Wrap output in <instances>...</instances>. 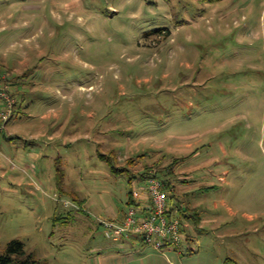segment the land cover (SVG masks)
Masks as SVG:
<instances>
[{
  "label": "rangeland",
  "instance_id": "1",
  "mask_svg": "<svg viewBox=\"0 0 264 264\" xmlns=\"http://www.w3.org/2000/svg\"><path fill=\"white\" fill-rule=\"evenodd\" d=\"M0 66L16 85L0 253L19 240L44 264H264V0H0ZM176 159L193 239L107 238L145 168Z\"/></svg>",
  "mask_w": 264,
  "mask_h": 264
},
{
  "label": "built area",
  "instance_id": "2",
  "mask_svg": "<svg viewBox=\"0 0 264 264\" xmlns=\"http://www.w3.org/2000/svg\"><path fill=\"white\" fill-rule=\"evenodd\" d=\"M11 91L12 86L4 75L0 78V130H3L14 116L15 102ZM142 190L145 192L144 196L137 190L134 197L143 204V212L130 207L123 222H103L106 237L114 241L135 238L158 252L180 250L189 224L185 223L178 213H170L169 199L156 171H152Z\"/></svg>",
  "mask_w": 264,
  "mask_h": 264
},
{
  "label": "trees",
  "instance_id": "3",
  "mask_svg": "<svg viewBox=\"0 0 264 264\" xmlns=\"http://www.w3.org/2000/svg\"><path fill=\"white\" fill-rule=\"evenodd\" d=\"M4 76L3 67L0 66V78ZM13 79L7 78V81L11 84V86L15 87L16 85L13 84ZM11 97L15 99V95L11 92ZM109 166L112 168L113 172L120 173L123 171L121 168L117 167V163L114 158L110 159L108 158ZM181 160L176 159L173 164H171L166 170H161L159 175L158 171L153 170L151 167H146L144 172L140 176V180H145L148 182V179L152 173V171H156L158 178L162 182L163 190L166 192L168 196V203H169V211L171 214L176 215L177 213H181L186 216V218L192 220L196 225H199L201 223V215L200 212L197 209H191L190 207H183L182 203L178 201V195L177 193H174V183L172 181V175L175 174V167L180 164ZM133 161H128V164L132 165ZM133 178V177H132ZM130 183L133 184V180H130ZM143 187H139V190L141 191L140 194L143 195L145 192L142 190ZM137 191V190H135ZM135 191H132L130 193L129 199L127 201V205L130 207L137 208L139 211L143 212L141 210V207L143 204L139 199H136L134 197ZM173 192V194H170L169 192ZM144 196V195H143ZM177 200V205H174V201ZM126 214V213H125ZM125 214L120 217V219H112L110 221L115 222H123L125 219ZM187 233V231H186ZM126 240V239H123ZM132 240V239H131ZM138 240V239H137ZM0 264H44L41 261L37 259V257L33 253L27 252L24 244L19 240H13L11 241L5 248L3 253H0Z\"/></svg>",
  "mask_w": 264,
  "mask_h": 264
},
{
  "label": "crops",
  "instance_id": "4",
  "mask_svg": "<svg viewBox=\"0 0 264 264\" xmlns=\"http://www.w3.org/2000/svg\"><path fill=\"white\" fill-rule=\"evenodd\" d=\"M174 193H177V188L174 186ZM179 201V200H178ZM178 201H177V203H178ZM177 203L176 204H174V205H177ZM181 203V202H180ZM184 207V206H183ZM122 217V216H121ZM120 219V218H119ZM193 239V237L191 236V233H189V228H188V230H187V233H186V235H185V239H184V243L186 242V241H189V240H192ZM131 240V239H130ZM132 240H137V239H135V238H132ZM183 243V244H184ZM168 251V250H167Z\"/></svg>",
  "mask_w": 264,
  "mask_h": 264
}]
</instances>
